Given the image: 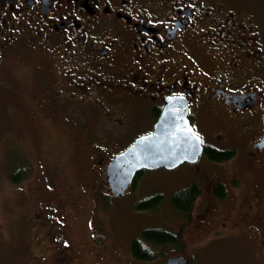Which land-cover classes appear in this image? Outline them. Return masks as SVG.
Segmentation results:
<instances>
[{"label":"flooded vegetation","instance_id":"flooded-vegetation-1","mask_svg":"<svg viewBox=\"0 0 264 264\" xmlns=\"http://www.w3.org/2000/svg\"><path fill=\"white\" fill-rule=\"evenodd\" d=\"M14 61L19 76L40 88L32 119L39 112L81 134L95 136L103 125L119 135L124 127L137 131L149 112L150 127L133 140L152 130L164 99L174 96L186 101L203 154L239 149L252 175L264 172V0H0V79L13 90L22 83ZM131 141L109 149L95 140L87 166L105 174ZM210 160L222 166L231 158ZM250 194L264 203L258 191ZM54 200L46 196L33 209L39 224L29 256L34 264H77L74 208Z\"/></svg>","mask_w":264,"mask_h":264},{"label":"rangeland","instance_id":"rangeland-1","mask_svg":"<svg viewBox=\"0 0 264 264\" xmlns=\"http://www.w3.org/2000/svg\"><path fill=\"white\" fill-rule=\"evenodd\" d=\"M13 63L16 66L11 71L21 78L19 62ZM20 80V87L13 85V90L0 79L4 83L0 85V264H34L29 255L33 256L35 249L28 243L31 229L39 221L33 209H39L46 196L55 198V203L67 200L74 208L69 239L79 254L77 264H165L166 257L174 254L185 255L191 264H264V203L250 194L255 190L264 196V172L252 175L242 164L239 149L222 166L202 154L193 163L147 169L134 188L103 197L102 192H109L106 177L87 166L91 162L89 148L95 140L107 142L109 149L120 148L150 127L152 114L147 112L137 131L127 132L124 127L123 134L115 135L104 132L112 131L101 125V132L93 131L95 136L81 134L59 116L36 112L32 119V97L40 88L29 76ZM5 90L12 91L8 94ZM216 179L225 182L227 191L238 188L219 201L210 189ZM193 180L202 190L191 215L184 218L173 210L169 198ZM156 190L164 197L155 211L132 208L139 197ZM146 226L178 231L181 246L165 245L164 255L152 260L135 259L129 241ZM90 234L92 246L87 243ZM85 243L86 251H78Z\"/></svg>","mask_w":264,"mask_h":264},{"label":"water","instance_id":"water-1","mask_svg":"<svg viewBox=\"0 0 264 264\" xmlns=\"http://www.w3.org/2000/svg\"><path fill=\"white\" fill-rule=\"evenodd\" d=\"M259 144H264V134ZM202 152V140L189 121L186 101L166 97L152 130L135 137L106 166L109 190L114 195H121L138 171L195 162ZM165 264H187V261L184 255L178 254L167 256Z\"/></svg>","mask_w":264,"mask_h":264},{"label":"trees","instance_id":"trees-1","mask_svg":"<svg viewBox=\"0 0 264 264\" xmlns=\"http://www.w3.org/2000/svg\"><path fill=\"white\" fill-rule=\"evenodd\" d=\"M204 154L209 159L224 161L232 158L235 155V151L233 149H216L207 147ZM144 171H146V169H142L136 173L130 188H134L137 185ZM262 189L264 192V182ZM201 190V184L197 180H193L174 190L169 198V204L179 215L187 218L191 215L195 201L201 193ZM226 190L225 182L218 181L217 184L212 186L211 193L218 199H221L225 197ZM103 197L109 196L103 195ZM163 197V193L160 190H156L139 197V199L132 205V208L137 210L155 211L158 205L161 204ZM181 244L182 241L178 231L171 230L167 226H146L140 228L132 235L129 241V249L135 259L146 261L164 255L163 248L165 245H172L175 248H179Z\"/></svg>","mask_w":264,"mask_h":264}]
</instances>
